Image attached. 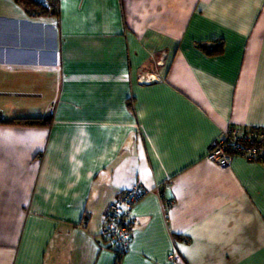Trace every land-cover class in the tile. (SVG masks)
<instances>
[{
    "label": "crops",
    "instance_id": "obj_1",
    "mask_svg": "<svg viewBox=\"0 0 264 264\" xmlns=\"http://www.w3.org/2000/svg\"><path fill=\"white\" fill-rule=\"evenodd\" d=\"M0 3V264H264V162L206 159L264 128V0ZM136 185L120 257L103 232Z\"/></svg>",
    "mask_w": 264,
    "mask_h": 264
},
{
    "label": "built area",
    "instance_id": "obj_2",
    "mask_svg": "<svg viewBox=\"0 0 264 264\" xmlns=\"http://www.w3.org/2000/svg\"><path fill=\"white\" fill-rule=\"evenodd\" d=\"M35 1L43 3L45 0ZM235 157L264 162V128H252L245 134L235 127H230L219 143L210 146L206 155L209 162L221 168H228ZM144 196V187L136 185L125 192L117 203L110 207L107 214L103 235L118 245L121 254L129 252L132 239V210Z\"/></svg>",
    "mask_w": 264,
    "mask_h": 264
},
{
    "label": "trees",
    "instance_id": "obj_3",
    "mask_svg": "<svg viewBox=\"0 0 264 264\" xmlns=\"http://www.w3.org/2000/svg\"><path fill=\"white\" fill-rule=\"evenodd\" d=\"M18 4L29 17L31 18H41V17H60V0H45L42 2H37L35 0H13ZM198 47L205 51L209 56H220L225 52V45L222 40L214 41L209 44H199ZM51 118L42 119V118H22L15 119L12 122H9L11 125H24V126H45L50 123ZM131 229V226H130ZM132 233V231H131ZM107 242L111 243L116 247L115 251L120 257H123L124 254H121L118 249V245L111 241L108 237H104Z\"/></svg>",
    "mask_w": 264,
    "mask_h": 264
},
{
    "label": "rangeland",
    "instance_id": "obj_4",
    "mask_svg": "<svg viewBox=\"0 0 264 264\" xmlns=\"http://www.w3.org/2000/svg\"><path fill=\"white\" fill-rule=\"evenodd\" d=\"M1 4V3H0Z\"/></svg>",
    "mask_w": 264,
    "mask_h": 264
}]
</instances>
